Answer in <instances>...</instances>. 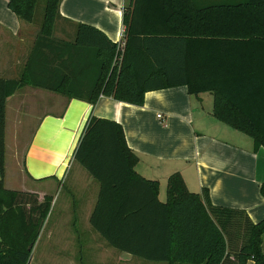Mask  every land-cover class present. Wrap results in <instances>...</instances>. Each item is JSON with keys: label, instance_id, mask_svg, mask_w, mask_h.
<instances>
[{"label": "trees", "instance_id": "obj_1", "mask_svg": "<svg viewBox=\"0 0 264 264\" xmlns=\"http://www.w3.org/2000/svg\"><path fill=\"white\" fill-rule=\"evenodd\" d=\"M6 1L19 19H33L38 0ZM144 1L123 9L125 44L113 65L117 43L93 25L77 23L73 41L52 38L60 0H45L23 75L0 77V264H28L52 200L4 186L5 103L23 85L135 105L147 91L184 85L189 94L210 92L212 116L264 148V0H155L162 23L147 29ZM72 156L98 182L89 223L113 248L166 264H264V216L254 222L244 209L213 204L207 189L188 190L178 172L160 201L158 182L135 171L119 122L90 115ZM259 191L264 197V180Z\"/></svg>", "mask_w": 264, "mask_h": 264}, {"label": "crops", "instance_id": "obj_2", "mask_svg": "<svg viewBox=\"0 0 264 264\" xmlns=\"http://www.w3.org/2000/svg\"><path fill=\"white\" fill-rule=\"evenodd\" d=\"M193 2L203 6L236 1ZM128 3L129 0H60L52 38L73 41L77 23L83 22L101 29L116 42L120 29L125 28L122 14ZM155 3V0L144 1L143 29L157 28L162 23L153 10ZM6 8L9 10L7 1L0 0V77L18 79L23 75L41 22L16 20L14 15L13 21L5 14ZM212 106L210 92L189 94L184 85L147 91L142 105L105 95L91 104L44 88L23 85L8 96L5 103L4 186L35 193L41 202L45 195L52 197L51 191L57 183L62 184L76 168L78 182L70 190L88 191L95 179L73 160L72 153L87 118L94 115L122 125L126 144L137 156L135 171L158 182L160 201L161 194L166 200L168 177L178 172L188 190L201 192L205 188L213 204L244 209L251 220L257 222L264 216V197L259 191L264 180V149H255L250 137L214 118ZM20 136L25 137L27 143L20 156L18 153L12 155L9 149L11 145L16 149L22 142ZM11 159L14 162L11 163ZM97 194L98 187L90 195L93 204H88V218ZM86 196L89 197V192ZM263 241L262 238L264 251ZM97 246L104 253L109 251L102 243ZM109 252L118 264L133 260V257H119ZM104 260L102 264L107 263Z\"/></svg>", "mask_w": 264, "mask_h": 264}, {"label": "rangeland", "instance_id": "obj_3", "mask_svg": "<svg viewBox=\"0 0 264 264\" xmlns=\"http://www.w3.org/2000/svg\"><path fill=\"white\" fill-rule=\"evenodd\" d=\"M217 1L233 2L234 0ZM235 1L237 2L240 0ZM43 3L45 4V0H38L36 4L33 19L31 20L34 24L42 22L44 11ZM4 11L7 17L13 19V21V15L16 20L18 19L21 21V19L16 18L17 16L10 9L7 10L6 8ZM222 136H226V134ZM24 139L25 137L21 138L20 136L19 141L22 142L17 144L16 149H13L11 145L9 153H12V155L13 153H18V156H20V153L23 152L24 144L27 143ZM230 140H235V138H231ZM260 149L263 151L264 148L261 147ZM11 158H13V156ZM11 160V163L14 162L13 159ZM76 165L75 167H77ZM81 169L86 172L83 168ZM75 171L76 168H73L68 178L65 179L62 184L58 185L57 183L53 191H51L53 199L48 214L40 229V235L35 245H33L28 264H102L101 261L103 259L106 260H104L107 262L106 264H118L112 259L114 257L109 251L114 252L115 255L119 257L120 255L121 257H133V260H128L122 264H166L164 261L146 260L125 252H120L106 243V241L91 227L87 214L88 204H91V206L93 204L91 203L92 199L90 198L92 196L90 195L91 193L94 194V191H96L98 187V183L96 180H93L91 187L85 192L83 190L71 191V187L78 182L75 177ZM82 175L81 172V176ZM88 192L89 197L86 196ZM93 198H96V196L93 195ZM161 200H165V195L161 194ZM26 210L28 211V207H26ZM262 238L264 240V235ZM98 243L105 245L109 251H105L104 253V250H99L101 248L97 246ZM245 264H253L252 259L248 258Z\"/></svg>", "mask_w": 264, "mask_h": 264}, {"label": "built area", "instance_id": "obj_4", "mask_svg": "<svg viewBox=\"0 0 264 264\" xmlns=\"http://www.w3.org/2000/svg\"><path fill=\"white\" fill-rule=\"evenodd\" d=\"M117 46H116V53L113 59V65L118 64V62L121 59V55L123 52L124 44H125V36H124V29L121 28L119 31V38L116 41ZM158 117H161V114L157 115Z\"/></svg>", "mask_w": 264, "mask_h": 264}]
</instances>
